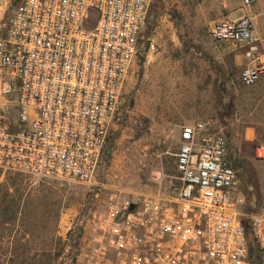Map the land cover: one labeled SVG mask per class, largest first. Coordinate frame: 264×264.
Returning <instances> with one entry per match:
<instances>
[{"label":"built area","instance_id":"2783aa9c","mask_svg":"<svg viewBox=\"0 0 264 264\" xmlns=\"http://www.w3.org/2000/svg\"><path fill=\"white\" fill-rule=\"evenodd\" d=\"M0 0V171L88 183L118 114L152 0ZM209 35L244 49L240 83L264 76L249 11ZM264 160V141L256 146ZM227 141L207 123L180 127L174 196L122 199L89 264H264V199L244 213ZM256 243L248 250L245 226Z\"/></svg>","mask_w":264,"mask_h":264},{"label":"rangeland","instance_id":"374dc122","mask_svg":"<svg viewBox=\"0 0 264 264\" xmlns=\"http://www.w3.org/2000/svg\"><path fill=\"white\" fill-rule=\"evenodd\" d=\"M244 12L240 0H152L108 134L114 138L110 155L101 154L90 182L0 171V196L25 198L22 221L0 224V264H89L120 200L157 190L176 194L184 124L207 123L222 132L225 159L244 195L242 210H258L264 160L255 150L264 141V76L242 85L244 49L209 35L218 18Z\"/></svg>","mask_w":264,"mask_h":264},{"label":"trees","instance_id":"16d2710c","mask_svg":"<svg viewBox=\"0 0 264 264\" xmlns=\"http://www.w3.org/2000/svg\"><path fill=\"white\" fill-rule=\"evenodd\" d=\"M17 0H13V4ZM114 138H110L108 135L106 137L105 143L102 147L101 154H106L107 157L110 155V147L112 146ZM101 157V156H100ZM3 200L0 198V205L4 204V202H7V205H9L7 208H4L3 210L0 207V224L5 226H13L18 225L22 221L23 216V206L25 203L24 197H16V195L13 192H6L3 194V196H0ZM6 204V203H5ZM13 204L15 205V208L13 207ZM4 214L5 217H1V215ZM242 223L245 226V232L247 237V243H248V250L251 254L254 253L256 243L254 239L251 236L250 233V227H249V221L247 218L242 219ZM9 243H11L9 241ZM14 259H8L5 260V264H11Z\"/></svg>","mask_w":264,"mask_h":264},{"label":"crops","instance_id":"0c3cea01","mask_svg":"<svg viewBox=\"0 0 264 264\" xmlns=\"http://www.w3.org/2000/svg\"><path fill=\"white\" fill-rule=\"evenodd\" d=\"M249 11L253 15L254 19V32L263 39L264 37V0H256V2L250 7Z\"/></svg>","mask_w":264,"mask_h":264}]
</instances>
